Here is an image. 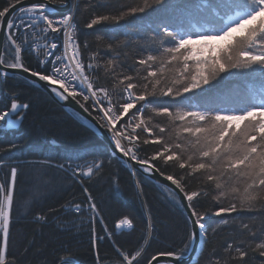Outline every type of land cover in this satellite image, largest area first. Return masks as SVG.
<instances>
[{
    "label": "snow or ice",
    "instance_id": "obj_1",
    "mask_svg": "<svg viewBox=\"0 0 264 264\" xmlns=\"http://www.w3.org/2000/svg\"><path fill=\"white\" fill-rule=\"evenodd\" d=\"M57 2L66 9L59 15L58 10L50 6ZM176 2L178 0H151V3L145 0L143 6H122L118 15H97L90 19L86 27L91 29L106 21L119 23L126 16L145 12L152 4L159 6ZM198 3L215 18V30L184 31L166 20H160L156 26V35L162 33L170 41V46L164 48V52L170 56L167 63H175L178 73L169 78L164 74L163 68L160 71L147 70L143 83L126 75L119 81L123 87L118 92L115 85L110 91L105 86L94 84L93 64L89 62L86 66L84 63L77 42V26L74 24L75 10L80 8V4H72L69 8L71 0H33L27 5L23 0H9L7 5L0 8V83L26 73L25 79L36 78L31 81L33 86L45 82L46 91L57 101H69L71 98L85 112L90 107L96 113L98 130H103L101 135L107 133L112 157L123 160L125 164L132 162L140 165L139 170L150 179H155L158 173L164 181L175 186L173 189L158 181L162 187L171 191L176 202L188 213L187 224L192 226L191 235L187 242L182 240L184 246L180 252L158 251L148 264H183L184 256L192 250L197 235L201 243L206 242L210 225L207 212L198 211L201 192L187 190L186 180L194 174H200L208 184H214L221 195H225V190L231 187V192L239 196V207L232 202L228 207L213 211L212 215L248 211L264 216V102L224 110L193 106V97L186 95L209 93L223 79V73L230 77L254 74L264 79V0H198ZM17 5L20 7L17 8ZM221 9L227 13L234 12V15L224 22ZM61 35L63 51L58 54ZM41 40L42 44L37 43ZM29 54H36L38 59L43 55L44 58L39 59L38 68L33 69L26 64L23 57ZM155 60L157 56L148 55L147 60L139 59L138 63L146 65L148 61ZM158 97H168L173 103L159 100ZM185 101L188 103L185 104ZM28 108V103H20L13 96L10 110L0 111V129H16L22 124ZM148 108L152 109L151 116L146 115ZM153 117L166 118L176 128L175 143L157 135L155 128L150 126L154 123ZM165 131V127L160 126L159 132ZM142 133H147V136L141 139ZM181 133L184 134V139H193L186 145L181 139ZM149 144L160 147L151 155L140 156V152H146L142 145ZM189 149L192 150L191 153L185 155ZM59 167L65 168V165L61 164ZM102 167L103 160L96 162L82 174L79 169L72 171L74 176L82 180ZM169 167L178 168L181 172L167 174L166 169ZM65 170H70V166ZM135 171L133 169V174ZM10 177L7 184L0 185V264H17L15 256L9 259L11 210L17 167L11 168ZM241 185L243 195H240ZM83 191L87 195V202L74 204L72 211L78 215L90 214L91 249L95 264H138L137 257L140 253L132 255L118 246L115 234L104 224L88 189L85 187ZM184 200L187 201L186 205ZM97 218L104 226V234L96 232ZM37 219L42 217L38 216ZM221 222L227 223L226 220ZM124 228L133 229V224L127 218L120 219L115 224L117 230ZM244 228L247 229L248 225L245 224ZM251 235L256 239L254 232ZM106 241L112 242L113 250L111 255L102 257L100 248ZM149 241L150 236L145 238V244ZM228 249L238 255L240 264H246L248 250L231 243L228 244ZM252 251L264 258V240L255 243ZM195 264H199L198 257ZM259 264H264V259Z\"/></svg>",
    "mask_w": 264,
    "mask_h": 264
},
{
    "label": "trees",
    "instance_id": "obj_2",
    "mask_svg": "<svg viewBox=\"0 0 264 264\" xmlns=\"http://www.w3.org/2000/svg\"><path fill=\"white\" fill-rule=\"evenodd\" d=\"M8 2L0 0V8ZM144 3L145 0H78L77 4L81 6L75 10L74 20L77 39L83 60L86 63L93 57L96 60V85L105 86L110 91L115 85L118 92L123 87L119 81L126 75L143 83L147 70L160 71L163 68L169 78L178 73L175 63H167L170 56L164 48L170 46L168 38H164L162 33L156 35L160 20L168 21L177 29L192 32L213 31L217 27L215 18L198 0H178L159 6L152 4L145 12L126 16L119 23L106 21L91 29L86 27L90 19L97 15H118L122 6H143ZM54 4L60 5L58 2ZM89 4L92 6L86 7ZM221 14L226 19L234 12L227 13L221 9ZM148 55L157 56V60L140 65L138 60H147ZM23 58L29 67L38 68L39 63L31 54ZM221 76L223 79L218 78V86L209 93L186 94L193 97V106L233 110L264 102V79L258 75L230 77L223 73ZM13 96L20 103H28L29 108L22 124L16 129L0 130L2 185L10 181L11 168L17 167L9 259L15 256L17 264H95L91 249L90 214L78 215L66 208L87 202L83 191L85 187L98 206L104 224L115 234L120 248L135 255L143 248L145 238L150 236L138 264H147L158 251H181L182 240L187 242L191 235L190 225L175 198L172 201L166 194L171 193L169 190L138 173L133 175L122 162L112 157L106 145L74 113L67 112L26 80L16 77L0 83V111L9 109ZM157 99L173 103L168 97ZM89 111L93 112L90 107ZM146 115H152L151 108L146 109ZM153 120L150 126L155 128L157 135L175 143L176 128L166 118L153 117ZM160 126L165 127L164 133L159 132ZM144 136L147 135L142 133L141 139ZM181 139L187 145L193 138L184 139L181 133ZM142 147L146 152L139 155L144 157L160 146L149 144ZM191 151L189 149L185 155ZM90 159L103 160V167L88 179H74L65 170L68 164ZM61 164L65 165L63 170L59 167ZM166 172L179 174L181 170L169 167ZM186 184L188 191L201 192L198 211L207 212L210 225L199 264H210V261L211 264L217 261L219 264H240L238 255L228 249L229 243L248 250L246 264H259L264 258L252 249L255 243L264 240V216L248 211L224 212L221 216H214L213 211L228 207L232 202L239 207V196L231 192V187L225 190V195H221L214 184H208L200 174L188 178ZM242 188L243 185L240 195H243ZM38 216L42 219L38 220ZM124 218L130 220L133 229L116 233L115 224ZM223 220L227 223L221 222ZM103 227L97 218L96 232L104 234ZM252 232L256 234V239L252 238ZM112 250V242L106 241L100 248V254L102 257L111 255Z\"/></svg>",
    "mask_w": 264,
    "mask_h": 264
},
{
    "label": "water",
    "instance_id": "obj_3",
    "mask_svg": "<svg viewBox=\"0 0 264 264\" xmlns=\"http://www.w3.org/2000/svg\"><path fill=\"white\" fill-rule=\"evenodd\" d=\"M24 4L27 5L29 3H32L33 0H23ZM71 5H72V2L71 4L69 5V8H71ZM51 7H55L58 12L57 14H62L63 12L66 11V9H63L61 7V5H57V4H51L50 5ZM20 5H17V8H19ZM11 71V70H9ZM27 76V74H23L22 76H18L20 78H23L24 80H26L27 82H29L31 85H33L31 83L32 80H35L36 78L33 77L31 78V80H28V79H25V77ZM35 87L39 88L40 90H42L43 92H45L50 98H52L57 104H59L62 108H64L65 110H68V111H73V113H75L80 119H81V122L84 126H86L89 130H91L97 137L100 141H102V143L104 145H106L107 149L109 150V143L110 141L107 139V133L105 132L104 135H101V131H103L102 129L101 130H98V121L95 119V117L90 113V111L88 112H85L82 108H80V106L78 104H76L75 102L71 101V98H69V101H64V102H59L55 99V97L50 94L48 91H46V85H45V82H40V85H36ZM10 110V107L9 109ZM7 130V129H6ZM110 152V151H109ZM119 154H117L118 156ZM122 163L125 164V162L123 160H120ZM130 170H132L133 172V169H135L137 173H139L141 176H143L144 178L156 183V184H159L161 185L160 182L158 181H162L163 184L165 185H170V182L169 181H164L163 180V177L159 176V174L157 173L156 174V178L155 179H150L147 174H144L142 173L139 169H140V165H137V164H133L132 162H129L127 164H125ZM162 186V185H161ZM170 188H175L174 185H170ZM177 192H179L178 189H176ZM181 197L183 196V194H180ZM183 203L186 205L187 204V201L184 200ZM187 219H188V213L185 212L184 208H182ZM192 230V226L190 225V231ZM199 232V229H197V233ZM203 249V246L199 245V236L197 235V239H196V242L192 244V250L184 256V260H183V264H191L192 261H193V258L197 256L198 253H201ZM151 260V259H150ZM153 264H155V262H153ZM177 264H180V262H177Z\"/></svg>",
    "mask_w": 264,
    "mask_h": 264
},
{
    "label": "rangeland",
    "instance_id": "obj_4",
    "mask_svg": "<svg viewBox=\"0 0 264 264\" xmlns=\"http://www.w3.org/2000/svg\"><path fill=\"white\" fill-rule=\"evenodd\" d=\"M77 2H78V0H75L74 1V4H77ZM73 3V2H72ZM231 17V16H230ZM230 17H228V18H226L225 19V22H227L228 21V19H230ZM76 24V23H75ZM169 43H170V41H169ZM32 55V54H31ZM33 56V55H32ZM35 60H36V58H34ZM38 61V60H37ZM90 62H93L92 64L94 65V67H96L97 66V63H96V60L94 59V58H92V59H90L89 60ZM38 63H39V61H38ZM84 63H85V65H87V63L84 61ZM89 63V62H88ZM23 79V78H22ZM91 109V108H90ZM92 110V109H91ZM93 111V110H92ZM132 111H135V109H133ZM94 112V111H93ZM95 113V112H94ZM96 114V113H95ZM0 130H4V131H8V130H10V129H0ZM137 131H139V129L137 130ZM146 135H147V133H145ZM99 160L98 159H90V160H88V161H86V162H83V163H79V164H76L75 166H72V165H70V170H66V171H68V173L74 178V179H76V178H79V177H76V176H74L73 175V171L72 170H75V169H79L80 170V173L82 174L83 172H86L87 170H88V168L89 167H91V166H93L96 162H98ZM64 168H62V170H63ZM65 169H69V166H67ZM129 169V168H128ZM130 170V169H129ZM130 172L133 174V172L130 170ZM133 175H135V174H133ZM92 176V175H91ZM90 176V177H91ZM90 177H88V178H90ZM88 178H83V179H88ZM79 180V179H78ZM134 183H135V187H136V189H138L139 188V186H138V184H137V182L134 180ZM0 185H2L1 183H0ZM171 192V191H170ZM169 197H170V199H172V201H173V199L175 198V197H173V195L171 194V193H169V192H167L166 193ZM66 208H70V210H72V206L71 207H66ZM182 208V207H181ZM74 212V211H73ZM147 216V218H148V215H146ZM130 229H127V228H124V229H122V231H129ZM115 232L116 233H119L120 232V230H115ZM204 245V243L202 244V246ZM146 246H147V244H144V246H143V248L141 249V251L139 252L140 253V255L137 257V261H138V259L141 257V255H142V253L144 252V250H145V248H146ZM183 246H184V244H183ZM183 248V247H182ZM136 255V254H135ZM199 255H200V253H198L197 254V256L196 257H194L193 258V261H192V263L191 264H194L195 263V259L198 257L199 258ZM135 263V262H134Z\"/></svg>",
    "mask_w": 264,
    "mask_h": 264
},
{
    "label": "built area",
    "instance_id": "obj_5",
    "mask_svg": "<svg viewBox=\"0 0 264 264\" xmlns=\"http://www.w3.org/2000/svg\"><path fill=\"white\" fill-rule=\"evenodd\" d=\"M74 24H75V21H74ZM75 25H76V24H75ZM76 36H77V32H76ZM77 42H78V39H77ZM37 43L42 44L43 41L41 40V41H38ZM62 51H63V36L61 35V39H60V47L57 49V53L60 54ZM32 55H33V57L36 58V60H38V61H39V59H43V58H44L43 55H40V56H39V59L37 58V55H36V54H32ZM91 63H93V62H91ZM87 64H88V63H87ZM86 66H87V65H86ZM93 68L95 69L94 65H93ZM94 84H95V83H94Z\"/></svg>",
    "mask_w": 264,
    "mask_h": 264
},
{
    "label": "bare ground",
    "instance_id": "obj_6",
    "mask_svg": "<svg viewBox=\"0 0 264 264\" xmlns=\"http://www.w3.org/2000/svg\"><path fill=\"white\" fill-rule=\"evenodd\" d=\"M74 1L75 0H71V2H73L72 4H74ZM59 15V14H58ZM79 44V43H78ZM93 72H95V69L93 68ZM92 79H93V82L96 84V82H95V79H94V75L92 76ZM39 89V88H38ZM42 91V90H41ZM45 93V92H44ZM64 109V108H63ZM67 112H69V113H73V111H68V110H66ZM90 113L95 117L96 116V114L94 113V112H91L90 111ZM75 114V113H74ZM76 115V114H75ZM77 116V115H76ZM78 117V116H77ZM79 118V117H78ZM80 119V118H79ZM81 120V119H80ZM86 127V126H85ZM110 154H111V152H110ZM112 155V154H111ZM120 161V160H119ZM121 162V161H120ZM124 164V163H123ZM72 166H75L76 164H71ZM125 165V164H124ZM67 166H70V164H68ZM126 166V165H125ZM127 167V166H126ZM128 168V167H127ZM132 171V170H131ZM135 173H137V172H135ZM139 174V173H138ZM148 180V179H147ZM150 181V180H149ZM152 182V181H151ZM154 183V182H153ZM159 185V184H158ZM161 186V185H160ZM203 243H201L200 242V240H199V245L201 246ZM203 247H204V245H203ZM149 262V261H148ZM148 264V263H147Z\"/></svg>",
    "mask_w": 264,
    "mask_h": 264
}]
</instances>
